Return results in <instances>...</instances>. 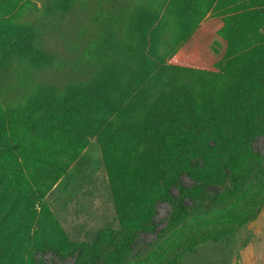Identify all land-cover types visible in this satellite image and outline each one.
<instances>
[{
    "label": "trees",
    "instance_id": "16d2710c",
    "mask_svg": "<svg viewBox=\"0 0 264 264\" xmlns=\"http://www.w3.org/2000/svg\"><path fill=\"white\" fill-rule=\"evenodd\" d=\"M22 1L0 0V197L6 199L0 264H36L34 254H43L50 238L57 251H72L78 261L97 260L101 239L118 235L115 260L131 264L124 254L133 234L154 230V205L161 199L171 205L168 228L190 241L155 264H178L199 244L216 242L257 217L264 205L239 222L221 208L213 209L218 215L202 210L187 217L184 201L203 200L205 187L220 185L222 157L235 170L261 129L264 41L258 29L264 26V0H223L212 9L203 0H45L36 21L17 22L14 10ZM207 13L223 19L217 30L228 42L223 59L213 68L174 61ZM90 137L118 159L113 165L105 155L103 165L117 229L99 231L92 243L75 242L45 204L37 214L29 207L14 214L22 201L45 191L33 165L63 170L54 149L69 145L76 155ZM200 156L204 165L196 168L189 158ZM182 174L195 181L191 189ZM156 183L159 189H152ZM190 218L198 220L188 223L190 229H203L205 237L186 234ZM33 222H48L53 237H29ZM12 233L15 249L27 242L22 261L12 253Z\"/></svg>",
    "mask_w": 264,
    "mask_h": 264
},
{
    "label": "rangeland",
    "instance_id": "374dc122",
    "mask_svg": "<svg viewBox=\"0 0 264 264\" xmlns=\"http://www.w3.org/2000/svg\"><path fill=\"white\" fill-rule=\"evenodd\" d=\"M44 1H22L15 8L13 19L17 22L36 21L45 12ZM221 1L223 0H203L202 3H209L210 9H212ZM228 7L232 9L231 6ZM59 11L57 12L58 14L60 13ZM67 15L68 12L65 17ZM227 16L228 12L225 17ZM221 20L223 19L218 15L207 13L198 30L191 37L190 42L187 45H183L175 54L174 61L181 62V60L187 59L192 65L215 67L223 59L225 47L228 43L217 34V30L222 25ZM258 32L264 41V26L260 27ZM262 60L264 63V54ZM262 104L264 106L263 99ZM259 119L261 121V129L253 134L248 146L243 149L244 157L242 163L235 170L230 171L226 164V159L222 157V160H220V171L223 176L222 183L220 185L209 184L205 187L203 200L199 198L193 200L187 196L185 197L187 217L200 215L202 210H209L211 216L218 215L220 212L213 209L221 208L219 210H223V212L227 210L229 215H236L239 222L244 216L247 219L252 218L257 209L264 205V172H262V167H264V109ZM230 131L231 129H227V134ZM54 150L58 152L60 160L65 163L63 170L48 168L43 165H33L37 172L38 182L41 180V182L45 181V186L42 189L45 191L41 198L34 196L33 198L31 197V200L22 201L15 208L14 214H17L18 208L23 209V207H29L30 213L35 212L37 214L42 211L40 209L41 204H45L52 216L58 219L68 238L75 242L92 243L96 240L99 231L117 229L119 223L114 213L112 199L108 193L109 188L103 166L105 155L115 165L118 162L115 155L110 153V151L104 152L95 137H90L88 144L76 155L70 152L69 145H62ZM204 159L205 156L189 158L190 163L196 168L204 165ZM181 182L187 189H191L196 184L188 174L181 175ZM156 184L151 186V188L159 189L158 183ZM170 193L175 197L178 196V191L174 187H171ZM215 195L220 197L218 202L212 200ZM5 200V196L0 197V208ZM170 210L171 205L165 199L158 200L155 203L153 214L154 230H137L133 234V243L129 247L131 251L128 254H124L129 255L127 256V261L131 264H155L157 258L163 257L164 260H168L172 255L179 252L181 247L189 243L188 236H180L178 230L172 231L168 228L166 219ZM9 222H11V219L8 220ZM186 222L188 229H185V232H187V235L188 231H190L189 235L197 232L199 237L207 235L203 229L197 227L190 229L192 224L198 223V220L190 218L186 219ZM188 223L191 225L188 226ZM257 223L258 226L264 223V209L261 211ZM236 224L237 222L230 226L223 224L220 227H223V230L231 229ZM255 226L256 228L258 227L257 225ZM256 228L247 230V234L245 232L246 228H243L234 236L235 238L223 239L218 244L203 243L197 247L195 252L188 251L184 253L178 264H210V261H214L213 264H229V258L225 254L228 253L229 257L230 252H233L231 242L233 243L235 239L236 246H240V243L249 238ZM53 234L54 231L48 222L43 227H38L33 222L29 231V237L36 238L38 235H43V240L53 237ZM120 239L119 235L112 240H108L106 236L99 243L98 254L100 257L97 260L78 261L76 254L72 251H57L55 248L56 242L50 238L48 242L43 244V251L45 252L43 254L36 252L33 260L36 264H119L115 260V255L117 254L114 248L118 247ZM260 239L254 240L258 264H261L264 260L262 258L264 253L263 245L261 244V242L264 244V236ZM9 241L13 247V243L18 242L17 233H12ZM118 241L119 244L116 245ZM26 244L27 242L24 241L18 250L13 247L14 251L12 253L20 261L27 255ZM209 247L213 251L216 249V253H213L210 259L207 260L206 255H209ZM222 253L224 255H221ZM206 261L208 262L206 263Z\"/></svg>",
    "mask_w": 264,
    "mask_h": 264
},
{
    "label": "crops",
    "instance_id": "0c3cea01",
    "mask_svg": "<svg viewBox=\"0 0 264 264\" xmlns=\"http://www.w3.org/2000/svg\"><path fill=\"white\" fill-rule=\"evenodd\" d=\"M263 209H264V207L260 210V212L256 218H254L253 220H251L247 224L240 226L236 231L232 232L228 236L222 237L216 242L206 241L203 243L218 244L223 239L228 240L230 237H234L243 228H246L245 232L247 234L248 233L247 230L255 229L256 228L255 225L258 226L257 219L259 218L261 211ZM263 236H264V223H262L260 226H258L249 238L245 239L246 242L244 241L243 243H240V246H236L237 243L235 242V239H234L233 243L231 242L233 252H230L229 257H228V255H229L228 253L225 254V255H227V258H229V260H228L229 264H258L257 263L258 262V255L256 254V243L254 240L260 239ZM260 241H261V239H260ZM203 243H201V244H203ZM201 244H199L198 246H200ZM261 244L263 245L262 248H263V252H264L263 242H261ZM198 246H196L195 249L192 251L195 252L197 250ZM209 249H210V251L208 252L209 255H206L207 260L210 259L211 255H213V253H216V249L214 251L211 247H209ZM221 255H224V254L222 253ZM262 258L264 259V253L262 254ZM207 262L208 261H206V263ZM210 262H211L210 264L214 263V261H210ZM261 264H264V260Z\"/></svg>",
    "mask_w": 264,
    "mask_h": 264
}]
</instances>
